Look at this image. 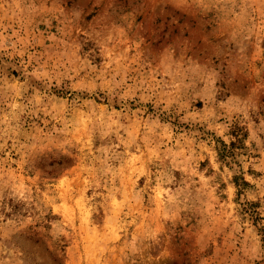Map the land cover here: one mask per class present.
Here are the masks:
<instances>
[{
    "label": "rangeland",
    "instance_id": "374dc122",
    "mask_svg": "<svg viewBox=\"0 0 264 264\" xmlns=\"http://www.w3.org/2000/svg\"><path fill=\"white\" fill-rule=\"evenodd\" d=\"M0 264H264V0H0Z\"/></svg>",
    "mask_w": 264,
    "mask_h": 264
},
{
    "label": "trees",
    "instance_id": "16d2710c",
    "mask_svg": "<svg viewBox=\"0 0 264 264\" xmlns=\"http://www.w3.org/2000/svg\"><path fill=\"white\" fill-rule=\"evenodd\" d=\"M229 149H228V147L225 145V144H222V147H221V149H220V153H221V156L222 157H227V156H229V151H228ZM235 179H236V182L238 183V185H239V182H238V177H235ZM242 183H244V182H242ZM246 183V182H245Z\"/></svg>",
    "mask_w": 264,
    "mask_h": 264
}]
</instances>
